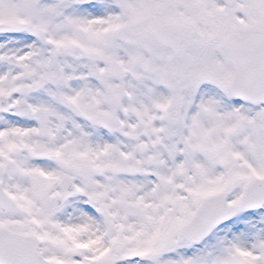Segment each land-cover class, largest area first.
Masks as SVG:
<instances>
[{
    "label": "snow or ice",
    "instance_id": "1",
    "mask_svg": "<svg viewBox=\"0 0 264 264\" xmlns=\"http://www.w3.org/2000/svg\"><path fill=\"white\" fill-rule=\"evenodd\" d=\"M0 264H264V0H0Z\"/></svg>",
    "mask_w": 264,
    "mask_h": 264
}]
</instances>
